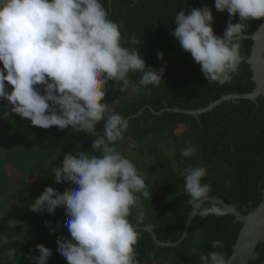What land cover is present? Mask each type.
I'll use <instances>...</instances> for the list:
<instances>
[{"label":"trees","instance_id":"1","mask_svg":"<svg viewBox=\"0 0 264 264\" xmlns=\"http://www.w3.org/2000/svg\"><path fill=\"white\" fill-rule=\"evenodd\" d=\"M110 11V18L123 25L122 33L129 40L135 35L146 65L165 67L158 87H129L131 95L121 92L118 82L109 81L105 102L129 120L123 139L134 142L131 150L116 147L130 159L145 177L151 199L141 200L145 209L143 221L137 225L140 239L135 246L140 264H200L201 253L221 251L228 259L243 223L224 210L222 216L207 218L195 216L187 237L176 246H157L152 235L143 227L154 225L162 241H177L183 236L190 217V197L184 190V173L188 166L208 169L203 183L211 185L212 197H219L244 214H250L261 202L264 191V97L257 101L249 98L225 100L213 109L193 114L174 112L168 108L199 109L225 94L247 93L256 86L253 72L246 59L253 41L243 38V61L229 84L208 83L201 66L179 41L171 35L176 24L174 17L181 9L186 14L192 8L208 6L214 15L213 28L218 36L225 32L228 22H240L239 15L231 17L227 10L215 7V0H102ZM264 18L249 20L245 33H253ZM164 53L163 59L158 52ZM0 62V68H2ZM140 73H130L137 82ZM9 91L12 86L6 81ZM126 90V91H127ZM6 99H0V264H35L39 255L36 247L43 244L52 250L47 264H68L58 251V240L71 239L65 223L68 219L64 207L54 214L46 210L33 212L30 208L46 187L63 193L76 187L71 182L57 183L53 169L60 166L69 153L91 152L95 136L76 132L71 126L47 129L33 126L27 118L11 111ZM4 113L8 115L5 116ZM104 122L96 125L103 135ZM180 133H176V129ZM173 144L162 148L160 144ZM195 146L197 152L188 158L182 156L185 148ZM97 154L98 153H92ZM145 158L143 164L140 161ZM206 206V205H205ZM134 225L136 221L130 217ZM15 221L13 226L9 221ZM48 222L49 226H46ZM224 241L222 249H214L212 241ZM249 264H264V243L260 242Z\"/></svg>","mask_w":264,"mask_h":264},{"label":"clouds","instance_id":"2","mask_svg":"<svg viewBox=\"0 0 264 264\" xmlns=\"http://www.w3.org/2000/svg\"><path fill=\"white\" fill-rule=\"evenodd\" d=\"M215 7L231 17L238 14L240 22L230 19L218 36L211 8L194 7L189 14L181 9L171 35L201 66L208 83L223 86L232 82L243 61L247 22L264 18V0H215ZM110 15L102 0H0V99L33 126H71L96 137L91 152L69 153L53 169L57 183L68 181L76 187L61 193L48 186L30 208L50 214L65 208L71 239L58 240V251L68 264H140L135 246L140 239L137 225L145 217L141 200H152L145 177L116 147L129 120L115 107L110 109L105 97L109 81L118 82L121 92L130 86L158 87L165 67L147 66L139 47L125 46L126 41L131 45L141 41L135 35L130 40L125 37L123 25ZM163 55L158 52V58ZM130 73L141 74L138 83L130 80ZM37 85L43 86V93ZM101 121L103 135L96 131ZM196 152L195 146L188 147L182 156ZM207 173L205 166L190 165L185 170L191 216L226 214L221 202L210 195L211 185L202 182ZM36 247L35 264H47L52 250L43 244ZM212 247L222 249L224 241L213 240ZM191 251L200 264H229L221 251L205 254L196 247Z\"/></svg>","mask_w":264,"mask_h":264},{"label":"water","instance_id":"3","mask_svg":"<svg viewBox=\"0 0 264 264\" xmlns=\"http://www.w3.org/2000/svg\"><path fill=\"white\" fill-rule=\"evenodd\" d=\"M244 35V38H249L253 41L251 54L246 59V61L251 66L253 80L256 83L253 91L247 93L225 94L220 99L211 102L207 107L199 109H184L179 107L168 109L174 112L193 114L199 118L201 113L213 109L216 105L222 103L225 100L249 98L253 101H257L258 97H264V21L253 33H245ZM213 198L221 202L224 210L233 214L236 218V221H241L243 223L237 240L234 244L233 252L228 258L229 264H249L259 243H264V191L261 202L250 214L247 215L239 211L232 204H227L223 199L219 197ZM194 217L195 216L190 215L189 220L185 224L183 236L177 241L160 240L154 230V225H146L143 228L151 233L152 238L157 246H176L187 237L188 228ZM137 228L139 227L137 226Z\"/></svg>","mask_w":264,"mask_h":264},{"label":"rangeland","instance_id":"4","mask_svg":"<svg viewBox=\"0 0 264 264\" xmlns=\"http://www.w3.org/2000/svg\"><path fill=\"white\" fill-rule=\"evenodd\" d=\"M36 87H38L40 90H41V92L43 93V86H41V85H37ZM125 93L127 94V95H131L132 93H133V89H129V90H127V91H125ZM8 104L10 105V107H11V104L8 102ZM110 107V109H113L115 106H109ZM176 133L177 134H179L180 133V130H179V128L178 129H176ZM135 144H134V142H132L130 139H128V138H125V139H123V141H122V147L125 149V148H128L129 150H130V153L132 154V155H136V152H134V151H132L131 149L133 148V147H135L134 146ZM161 145V147L162 148H168V147H172L173 146V144L171 143V144H165V143H162V144H160ZM144 161H145V158H143V160H141L140 161V164H143L144 163Z\"/></svg>","mask_w":264,"mask_h":264}]
</instances>
